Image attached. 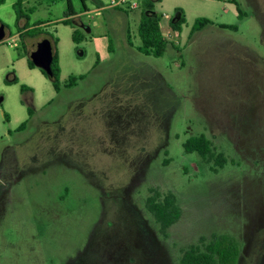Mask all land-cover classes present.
I'll return each mask as SVG.
<instances>
[{
  "label": "rangeland",
  "instance_id": "1",
  "mask_svg": "<svg viewBox=\"0 0 264 264\" xmlns=\"http://www.w3.org/2000/svg\"><path fill=\"white\" fill-rule=\"evenodd\" d=\"M126 1L138 8H111L109 41L91 42L78 25L77 46L59 23L66 0L0 6V264H179L190 245L222 234L240 243L238 264H264V0L155 3L170 43L161 58L137 52L141 0ZM70 3L75 14L99 5ZM176 8L180 34L168 22ZM197 18L213 24L190 36ZM40 23L58 40L61 85L85 75L59 93L26 65L37 41L18 33ZM199 135L223 167L184 152ZM152 191L172 193L182 210L166 237L144 207Z\"/></svg>",
  "mask_w": 264,
  "mask_h": 264
},
{
  "label": "trees",
  "instance_id": "2",
  "mask_svg": "<svg viewBox=\"0 0 264 264\" xmlns=\"http://www.w3.org/2000/svg\"><path fill=\"white\" fill-rule=\"evenodd\" d=\"M67 1L68 10L67 13L60 23L65 26H71V20L69 19L75 13L73 12L70 0ZM5 0H0V6L4 4ZM22 0H17L15 7L19 8ZM160 0H141V14L138 25V36L140 39V45L136 47L137 52L144 56H149L153 58H161L168 46L170 44L162 33V28L160 22L162 19V14L154 10V4L159 3ZM230 3L235 4L234 1ZM84 7V5H83ZM237 7V6H236ZM237 12L239 16V8L237 7ZM83 10H85L83 8ZM185 15L184 12L176 8L174 10L173 17L169 20V26L173 32L176 34L181 33V26L184 24ZM212 21L207 18H197L190 31V36L199 32L208 25H212ZM44 24L40 23L34 27L28 28L22 34L19 35L20 38H30L34 41L49 40L53 47V60L51 64L52 77H47L43 71L38 69L41 74L50 80L53 90L55 93H59L61 86L64 88H71L77 84V82L83 80L85 75L69 76L67 80L61 85L59 80L60 75V65L59 59L56 51V46L58 43L57 38L44 32L41 28ZM221 27V26H220ZM227 28V27H221ZM229 29V28H227ZM43 36L41 40L36 39L37 37ZM129 38V37H128ZM72 40L76 45L82 42L81 35L77 30L72 33ZM129 43V40H128ZM130 44V43H129ZM27 47L24 49V56L27 61V66L29 69H37L31 60L27 57ZM81 51V50H80ZM79 57L82 56L79 53ZM19 82L16 78L8 81L9 85H17ZM30 89L24 85H20V91L26 92ZM28 116H31V110L27 109ZM5 118H7L5 116ZM26 126V122L22 123L17 130H22ZM183 149L186 154L196 153L202 162L211 163L215 166L223 167L226 160L221 154L214 152L212 142L205 136L199 135L196 137L189 138L184 144ZM144 207L148 214L151 215L154 222L159 226V232L161 235L166 237L167 230L176 224L181 216L182 210L177 204V200L172 193H167L165 195H160L157 191H152V195L149 196ZM241 255L240 243L232 236L227 234L222 235H212L210 239L205 238L200 239V242L196 245H190L187 249L182 251L179 258V264H238Z\"/></svg>",
  "mask_w": 264,
  "mask_h": 264
},
{
  "label": "crops",
  "instance_id": "3",
  "mask_svg": "<svg viewBox=\"0 0 264 264\" xmlns=\"http://www.w3.org/2000/svg\"><path fill=\"white\" fill-rule=\"evenodd\" d=\"M205 2H210V3H219L220 1L219 0H204ZM98 2H99V5H97V8H95L94 10H92V11H87V9H86V6L84 5V9L85 10H83V12H81V13H78V14H74L73 16H71L69 19L71 20V21H73V23L75 24H73V28H72V33H73V31L74 30H77V26L79 25L88 35H89V38H90V40H91V42H93V43H98V42H100V41H102V40H107V41H109L110 40V38H109V35H110V33H112L113 31H114V29H115V26L117 27V24H115L114 23V21H113V18H114V15H115V13H111L110 12V10H112V9H114V8H112L111 9V7H104L103 5H102V3L100 2V0H98ZM160 4H162L163 3V0H160V2H159ZM115 8H118V7H115ZM133 11V10H132ZM94 12H96V13H99V12H104L105 13V16H107V18L106 19H103L102 21L103 22H101V23H98V24H96V25H85V24H83L81 21H80V19H81V17L83 16V15H86L87 13L88 14H92V13H94ZM107 12V13H106ZM126 12H128V10H126ZM111 14V15H110ZM113 14V15H112ZM116 14H118V15H116L118 18H119V12L118 13H116ZM109 17V18H108ZM63 20V19H62ZM61 20V21H62ZM168 22H169V20H168ZM60 23V22H59ZM65 26V25H64ZM71 27V26H70ZM28 28H30V27H28V25H26V26H24L23 27V29H22V31L21 32H19L18 33V35H20V34H22L25 30H27ZM127 32V31H126ZM129 36H128V32L126 33V41H127V43H128V40H129V38H128ZM71 40H72V35H71ZM72 42H73V40H72ZM73 44L74 45H76L74 42H73ZM30 45H32V42L30 43ZM57 45H58V43H57ZM109 46H107V50H110L111 48H110V46H111V43L109 42V44H108ZM77 46V45H76ZM56 51H57V46H56ZM81 52V54H82V56L81 57H84V53H83V51H80ZM57 55H58V52H57ZM80 57V58H81ZM58 59H59V56H58ZM98 63V61L96 62V64ZM95 64V65H96ZM26 65H27V61H26ZM59 65H61L60 64V59H59ZM28 67V66H27ZM30 70H34V69H30ZM40 72V71H39ZM41 73V72H40ZM61 73V72H60ZM27 92V91H26Z\"/></svg>",
  "mask_w": 264,
  "mask_h": 264
},
{
  "label": "water",
  "instance_id": "4",
  "mask_svg": "<svg viewBox=\"0 0 264 264\" xmlns=\"http://www.w3.org/2000/svg\"><path fill=\"white\" fill-rule=\"evenodd\" d=\"M5 37L4 26L0 25V42ZM27 57L33 65L45 73L47 77H52L51 64L53 60V47L47 39L33 43L28 51Z\"/></svg>",
  "mask_w": 264,
  "mask_h": 264
},
{
  "label": "built area",
  "instance_id": "5",
  "mask_svg": "<svg viewBox=\"0 0 264 264\" xmlns=\"http://www.w3.org/2000/svg\"><path fill=\"white\" fill-rule=\"evenodd\" d=\"M121 5H125L131 10H134V9L138 8V4L137 3L130 4L126 0H111L109 7L115 8V7H119ZM9 45L12 46V43H10Z\"/></svg>",
  "mask_w": 264,
  "mask_h": 264
},
{
  "label": "flooded vegetation",
  "instance_id": "6",
  "mask_svg": "<svg viewBox=\"0 0 264 264\" xmlns=\"http://www.w3.org/2000/svg\"><path fill=\"white\" fill-rule=\"evenodd\" d=\"M4 197L2 196V191H1V187H0V204H2Z\"/></svg>",
  "mask_w": 264,
  "mask_h": 264
}]
</instances>
